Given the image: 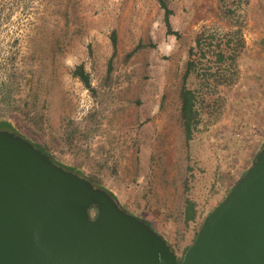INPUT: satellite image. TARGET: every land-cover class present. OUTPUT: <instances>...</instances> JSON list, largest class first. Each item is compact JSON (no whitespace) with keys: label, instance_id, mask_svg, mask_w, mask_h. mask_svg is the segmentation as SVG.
<instances>
[{"label":"rangeland","instance_id":"374dc122","mask_svg":"<svg viewBox=\"0 0 264 264\" xmlns=\"http://www.w3.org/2000/svg\"><path fill=\"white\" fill-rule=\"evenodd\" d=\"M166 1L177 38L166 35L155 0H0V59L14 56L27 75L19 96L35 107L37 137L83 162L181 259L264 144V0ZM230 26L244 43L237 78L215 86L210 73L229 80L235 69L198 57L187 84L199 92L200 123L186 141L178 111L188 48L198 36L225 40ZM112 31L117 57L107 76ZM79 64L93 93L71 75ZM68 120L79 131L70 153L53 142ZM187 201L197 215L185 225Z\"/></svg>","mask_w":264,"mask_h":264},{"label":"water","instance_id":"95a60500","mask_svg":"<svg viewBox=\"0 0 264 264\" xmlns=\"http://www.w3.org/2000/svg\"><path fill=\"white\" fill-rule=\"evenodd\" d=\"M0 264H264V144L179 261L109 193L0 130Z\"/></svg>","mask_w":264,"mask_h":264},{"label":"trees","instance_id":"16d2710c","mask_svg":"<svg viewBox=\"0 0 264 264\" xmlns=\"http://www.w3.org/2000/svg\"><path fill=\"white\" fill-rule=\"evenodd\" d=\"M155 1L163 10V25L166 30V35L177 38L179 36L178 33L171 27L170 18L172 16V10L168 7L167 1ZM237 36L241 37L240 30H234L233 26H230L229 30L226 32L225 40L221 42L218 41L215 44H212L210 41L208 45H206L205 41H202L201 37L198 36L195 39V44L188 48L187 61L181 77L178 111L179 122L186 141L191 140L194 130L200 123L199 108L201 107L198 90L188 86L187 81L192 74L196 72L197 63L200 60L199 58L212 57L213 66H217L218 69L223 71L235 69L234 74H232L229 80L223 78L222 75L210 73L208 76L215 82V86H220L224 84L223 82H227L226 86L233 84L237 78V59L240 57L244 47L242 39L236 43L234 42ZM109 39L112 52L107 63V76H110L114 59L117 57L116 31L110 33ZM136 51L137 49H134L127 53L124 60H130V58L135 55ZM3 57L8 58L0 59V130H7L21 136L23 139L32 143L41 152L51 155L58 166L78 176L85 177L116 199L114 193L105 186L101 179L95 174L85 171L83 162L77 161V157H74L72 161H66L59 155H56V147L54 145L51 146L37 137L35 125L32 123L36 115L35 107L28 106L22 97L19 96L22 83L27 82L25 79L27 75L21 69L14 66L16 60L14 56L6 55ZM206 69H212V67H207ZM71 75L82 84L85 90L91 93L94 92L90 75L83 64L75 66L71 70ZM73 125V121L68 120L65 122L62 125L61 137L53 141L67 153L73 152V148L75 147L74 143L79 137L78 128ZM196 215L195 204L191 201H187L184 208L185 225L194 222ZM180 260L181 259H179V261Z\"/></svg>","mask_w":264,"mask_h":264}]
</instances>
